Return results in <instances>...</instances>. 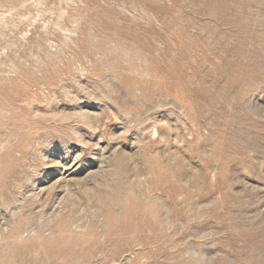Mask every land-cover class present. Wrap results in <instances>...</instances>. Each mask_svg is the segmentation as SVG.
<instances>
[{"label": "rangeland", "instance_id": "obj_1", "mask_svg": "<svg viewBox=\"0 0 264 264\" xmlns=\"http://www.w3.org/2000/svg\"><path fill=\"white\" fill-rule=\"evenodd\" d=\"M0 264H264V0H0Z\"/></svg>", "mask_w": 264, "mask_h": 264}]
</instances>
